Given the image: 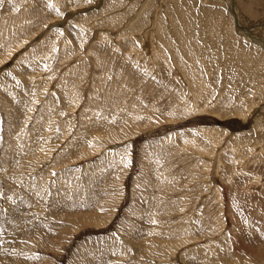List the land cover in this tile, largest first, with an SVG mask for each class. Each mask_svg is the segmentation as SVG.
Returning <instances> with one entry per match:
<instances>
[{
  "label": "rangeland",
  "instance_id": "374dc122",
  "mask_svg": "<svg viewBox=\"0 0 264 264\" xmlns=\"http://www.w3.org/2000/svg\"><path fill=\"white\" fill-rule=\"evenodd\" d=\"M0 264H264V0H0Z\"/></svg>",
  "mask_w": 264,
  "mask_h": 264
}]
</instances>
